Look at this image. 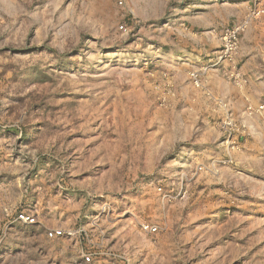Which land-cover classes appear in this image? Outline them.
I'll return each instance as SVG.
<instances>
[{"label":"rangeland","instance_id":"rangeland-1","mask_svg":"<svg viewBox=\"0 0 264 264\" xmlns=\"http://www.w3.org/2000/svg\"><path fill=\"white\" fill-rule=\"evenodd\" d=\"M119 1L0 0V264H264V117L182 112L192 71L223 108L243 88L219 55L245 3Z\"/></svg>","mask_w":264,"mask_h":264},{"label":"crops","instance_id":"crops-1","mask_svg":"<svg viewBox=\"0 0 264 264\" xmlns=\"http://www.w3.org/2000/svg\"><path fill=\"white\" fill-rule=\"evenodd\" d=\"M198 2L199 0H191L192 4L198 3ZM242 2L245 3V10H247L245 14H247V12L249 11L248 10L249 5L251 3L254 4L255 0H242ZM249 2L250 4L248 5ZM181 8H182V11H179L178 13H176L175 20L181 21L184 18L183 15L188 10L187 7H184V6H182ZM245 14L243 15L240 14L238 18L242 20L245 17ZM183 24L184 23H182V25ZM176 28L178 29V26H176ZM261 32H262L261 33L262 37L261 39L257 41L255 45H244L242 42L240 44L239 51L236 54L233 62H237V64L239 65L241 69L240 71L243 74L244 79L241 80L240 82L243 83L244 86L240 90L239 93L238 92L234 94L227 93L224 95V99L226 100L225 102L227 103V107L223 108V106L217 105L218 103H216L215 101H212L208 93H211L213 96L219 98L217 95H215L216 93L220 94L218 87L230 86V83L226 82V80H223L224 82H222L221 78H218V77L216 78L214 74H212V77L210 79H208V77L203 75L204 77L203 87L201 88L196 87L197 89L201 90L203 94L197 93L196 97L192 98L193 101L195 102L194 106H192L188 111L182 110V112H187V113L190 112L195 116H201V115L205 116L206 114L211 116V114H221V113L226 115V113L227 114L229 113V109H232V110L237 109V111H240L241 114L249 116L251 114L248 113V108L252 107V109L255 110L252 113L253 115L261 116V118L262 116L264 117V108L263 110L258 109L260 105H264V50L262 49V46H261L262 41H264L263 28ZM182 61H184L183 63L189 65L190 62H192V59L182 57ZM226 74H229V73L226 72ZM190 80L193 84V81L191 78ZM193 86L195 85L193 84ZM203 106L204 107L206 106L205 109L203 108ZM256 110H259V111H256ZM257 126L264 127V119L261 120L260 124H258ZM51 227L52 228L53 227L62 228L63 226L55 224ZM11 235L12 234H9V236ZM44 236H45L44 242L48 241L46 232ZM28 238L29 236L27 237V240ZM60 238H56L54 240H59Z\"/></svg>","mask_w":264,"mask_h":264},{"label":"built area","instance_id":"built-area-1","mask_svg":"<svg viewBox=\"0 0 264 264\" xmlns=\"http://www.w3.org/2000/svg\"><path fill=\"white\" fill-rule=\"evenodd\" d=\"M119 3L123 4V0H120ZM253 22H259L262 25V28L264 30V2L262 0H255L254 4L250 7L249 11L247 12L245 18L242 21L224 30V33L222 36L223 47L220 50V55H219V58L221 60L223 59V60H228L232 62L234 61L235 56L238 53L239 47L241 44L240 35L241 33L245 32ZM119 27L122 30L127 29L125 24H121ZM261 46H262V49L264 50V41H262ZM190 76L193 81V84L196 87L198 88L203 87L204 77L202 73L198 71H192L190 73ZM208 95L210 96V99L212 101H215L218 104L225 105L224 101L213 96L211 93H208ZM263 108H264V105H260L258 109L261 110ZM259 110H256V111H259ZM254 111L255 110L252 109V107L248 108L249 114H252ZM221 127L224 128L226 131H229L228 139H230L232 136L233 130L244 129L245 125H243L242 127L238 126V124L234 122L231 116L228 115L226 119L222 120ZM107 215L109 219L114 220L119 216V212L117 209H109L107 211ZM18 219L28 224L34 223L36 221L35 216L30 215L26 212H21L18 215ZM142 226L145 231L150 232V233H156L159 230V227L157 225L150 224V223H144ZM74 232L75 231L73 230H66L64 228H51V229H47L46 235L49 240H54L56 238L65 237L67 235H73ZM84 259H85V262L87 263L91 262L93 259V254L92 253L85 254Z\"/></svg>","mask_w":264,"mask_h":264}]
</instances>
